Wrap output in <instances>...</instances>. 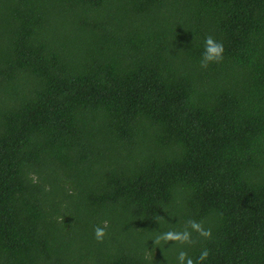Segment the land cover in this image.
<instances>
[{"label": "trees", "instance_id": "trees-1", "mask_svg": "<svg viewBox=\"0 0 264 264\" xmlns=\"http://www.w3.org/2000/svg\"><path fill=\"white\" fill-rule=\"evenodd\" d=\"M205 248L264 264V0H0V264Z\"/></svg>", "mask_w": 264, "mask_h": 264}, {"label": "clouds", "instance_id": "clouds-1", "mask_svg": "<svg viewBox=\"0 0 264 264\" xmlns=\"http://www.w3.org/2000/svg\"><path fill=\"white\" fill-rule=\"evenodd\" d=\"M224 45L222 41L215 40L211 35L207 36L204 40V52L201 57L200 67L206 69L211 63H220L223 60ZM108 222H102V226H96L93 229L94 238L98 242H102L107 235L106 229ZM191 229V231H189ZM192 232L197 233L200 237L209 239L211 238V229H205L201 222L189 219L183 230H169L156 237V241H172L180 245H191L194 243ZM209 255L208 249H203L200 255L194 260L189 256L185 250H180L177 255L178 264H201Z\"/></svg>", "mask_w": 264, "mask_h": 264}]
</instances>
